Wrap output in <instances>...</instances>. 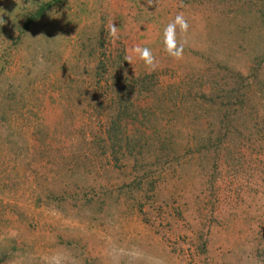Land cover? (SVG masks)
<instances>
[{"label":"rangeland","instance_id":"1","mask_svg":"<svg viewBox=\"0 0 264 264\" xmlns=\"http://www.w3.org/2000/svg\"><path fill=\"white\" fill-rule=\"evenodd\" d=\"M57 255L264 264V0H0V264Z\"/></svg>","mask_w":264,"mask_h":264},{"label":"clouds","instance_id":"2","mask_svg":"<svg viewBox=\"0 0 264 264\" xmlns=\"http://www.w3.org/2000/svg\"><path fill=\"white\" fill-rule=\"evenodd\" d=\"M177 26L181 33H187L189 30V23L185 18L183 13H177L175 19L167 24L164 28L163 32V44L165 51L169 56L173 57L176 60H180L183 58L184 46L183 44L177 43ZM117 27L115 24L110 25L109 35L113 37H117ZM134 53L139 56V59L144 61L145 65L152 68L153 70L156 67L155 57L152 55V52L147 47H140L139 45L134 46L132 49ZM129 62H131L129 60ZM62 257L53 256L51 259V264H61Z\"/></svg>","mask_w":264,"mask_h":264}]
</instances>
